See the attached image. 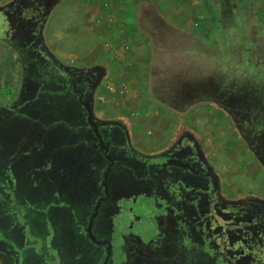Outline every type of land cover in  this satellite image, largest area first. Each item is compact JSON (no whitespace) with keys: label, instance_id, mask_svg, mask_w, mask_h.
Returning <instances> with one entry per match:
<instances>
[{"label":"flooded vegetation","instance_id":"af4514ba","mask_svg":"<svg viewBox=\"0 0 264 264\" xmlns=\"http://www.w3.org/2000/svg\"><path fill=\"white\" fill-rule=\"evenodd\" d=\"M53 7V0H17L4 13L11 27L8 43L21 60L22 82L12 96L30 103L45 88L42 112L67 114L61 142L35 169L50 173L55 195L70 200L53 204L63 221L72 217L62 262L264 264V100L249 108L232 94L209 98L193 90L154 89L159 108L170 114L168 126L161 124L167 136L159 140L155 131L134 126V114L99 118L94 95L106 73L67 66L47 48L43 31ZM192 42L176 50L178 67L188 59L178 53ZM197 100L215 105L236 126L252 157L243 159L249 186L230 179L197 121L189 120L197 115Z\"/></svg>","mask_w":264,"mask_h":264},{"label":"rangeland","instance_id":"374dc122","mask_svg":"<svg viewBox=\"0 0 264 264\" xmlns=\"http://www.w3.org/2000/svg\"><path fill=\"white\" fill-rule=\"evenodd\" d=\"M169 1L172 9L182 11L188 17L185 18L188 23L184 25L186 29L192 24L191 29L197 26L195 28L200 39L187 44L186 50L178 53L181 58H188L180 67L177 66L180 64L179 56L174 50L178 39L174 36L177 34L171 33L172 37L169 34L172 39L168 41L154 42L155 45L149 43L151 53L154 49L158 56L165 53L171 55L170 60L165 59L162 64L156 58L155 68L159 74L152 79L151 61L148 57L136 56L140 51L136 52L133 48L135 45L141 46L142 42L144 45V40H149V37L134 35V42L131 37L125 40L124 35L113 33L112 27L98 35L84 33L86 25L96 24L99 12L97 3L92 0H61L60 6L50 16L44 38L46 45L60 60L80 68L103 66L108 71L104 86L94 95L96 116L113 120L119 117L121 111L134 110L138 102H142L148 112H153L159 105L154 99L153 90L166 88L173 92L193 90L196 97L232 94L233 98L241 100L249 108L262 104L264 0H208L212 8H217L218 16L216 10L210 11L204 0ZM151 2L157 4L158 0ZM3 16L0 13V38L8 29ZM165 18L173 21L170 17ZM175 56L178 58L174 59ZM119 63L124 66L123 70ZM20 74V61L16 52L0 42V165L6 168L0 169V176L6 175L0 180V264H65L61 258L66 255L70 237L64 235L68 233V226L72 224L69 219L72 217L66 218L67 223L63 221L56 215L57 208L53 204H67L70 200L67 194L55 195V188H50L51 182L46 176L50 173L45 170L37 173L30 166L45 163L49 152L52 153L61 142L60 132L64 129L62 124L67 114L63 111L42 112L44 98L41 96L47 94L45 88L38 92V96L31 98L30 103L29 98L18 100L13 97L12 93L20 86ZM53 102L57 103L56 100ZM196 102L198 105L194 112L197 115L189 120L197 121L205 142L218 155V164L226 166V172H230V179L245 187L249 186L252 179L245 177L248 171L244 168L243 159L250 160L251 156L236 126L215 105L200 100ZM34 105L40 113H35V108H32ZM55 109L59 110L56 105ZM133 113L136 115L135 111ZM257 114L261 115V112H255V116ZM9 117L20 119L17 127L11 126ZM258 118L253 120L259 121ZM49 122H55V128ZM245 128L248 129V126ZM160 133L158 131L157 134ZM164 135L167 136L166 133ZM13 150L16 156L21 157L7 160ZM27 160L35 162L27 165ZM51 174L54 177L58 175L57 168ZM56 182L58 184L60 179ZM257 192L260 193L261 189ZM75 201L76 196L71 199V202ZM67 213L70 214V211L66 210ZM79 239L71 237L74 244ZM68 264L74 263L69 261Z\"/></svg>","mask_w":264,"mask_h":264},{"label":"crops","instance_id":"0c3cea01","mask_svg":"<svg viewBox=\"0 0 264 264\" xmlns=\"http://www.w3.org/2000/svg\"><path fill=\"white\" fill-rule=\"evenodd\" d=\"M17 0H3L0 4V13L3 14L5 21L7 22L6 19V15L4 13V11L6 9H8L9 7H11L12 5H14L16 3ZM93 3H97L96 5L99 6V12L96 15V24L95 26L92 25H86L85 28L83 26L84 29L82 30V32L84 31V33H86L87 35H89V33H95L96 35H98L99 33L102 34V31L105 32L106 30H109L112 27V32L113 33H119L125 36V40H127L128 38L130 39V37L132 38L134 35L136 37H149L147 40H144V45L142 42L141 46L135 45L133 46V48L135 49V51H140V53H137L136 56L141 55L142 57H148L149 60L151 61V79L154 78L156 75L159 74V72H157L155 65H156V58L157 60L162 61L165 59L170 60L171 55H165V54H160V56H158L156 54V52H154L152 49V53L151 50H149V43H153L155 45L154 42H162V40L168 41V39H172L169 38V34L173 33V34H177L176 38H178L177 41L175 42V47L174 50H177L178 47L181 46L182 42L195 38V40L198 38V31L195 27H197L196 25L193 26V29H191V25L188 29H186L184 27V25L188 24L187 21L185 20V18H188L187 16L184 15V13H182V11L179 10H174L171 8V1L169 0H158L157 4H153L151 2V0H147V1H140V0H92ZM54 3V7L52 8V12L49 15H52V13L56 10L57 7L60 6L61 4V0H53ZM176 1H175V5H176ZM165 17H170L173 21H168ZM196 17V15H195ZM48 18V20H49ZM198 19V17L196 18V20ZM195 20V21H196ZM48 23V22H47ZM8 24V22H7ZM198 24V23H197ZM47 26V24H46ZM80 28V26H78ZM78 28V33H80V29ZM195 29V30H194ZM45 30L46 27L43 31V34H45ZM11 31V27L10 25H8V29L6 31V33H10ZM6 33L4 32V36H2V38H0V42L3 43V45H8L10 49L14 50L11 45L8 43V37L6 36ZM118 34V35H119ZM139 35V36H137ZM168 35V36H167ZM44 37V35H43ZM132 38L133 42L134 39L136 38ZM167 37V38H166ZM172 37V34H171ZM45 39V38H44ZM148 41V43H147ZM127 43L129 44L130 41H127ZM46 44V42H45ZM115 44V42L113 43ZM145 44H147L145 47ZM47 48L50 50V48L48 47V45H46ZM20 47V46H19ZM51 51V50H50ZM16 52V51H15ZM58 59V55H56V53H54L53 51H51ZM17 54V52H16ZM17 57L20 61V67H21V60L17 54ZM178 58L177 56L174 57V59ZM60 60V59H59ZM62 62H64L63 60H61ZM65 63V62H64ZM67 66H72V65H68ZM120 69L123 70L124 66L122 64H118ZM72 67H76V66H72ZM96 67H100L103 69V71H105L106 73V77L108 76V71L103 67V66H93L89 69L92 68H96ZM82 68V67H81ZM22 76L20 74V85H21V80ZM104 86V85H103ZM20 87V86H19ZM102 88V87H101ZM19 89V88H18ZM17 90V89H16ZM4 91H7L6 89ZM17 98V97H16ZM19 99H25V98H17ZM17 100V101H18ZM16 101V102H17ZM16 102L14 103V105L16 104ZM13 106H11V109H13ZM135 105H138V107H135L134 110L129 111V112H124L121 111L119 112L121 114H126V115H132L134 114L133 112L135 111L136 115H133L134 117H132L134 120V122L136 124H134L135 127H138V130H143V131H155L154 129H156V140L161 139L160 137H164L163 133L157 134L158 131L162 132L163 127L161 126V124H165L166 126H168L169 123V116L170 114L168 113V111L162 110L159 108V105H157V108L154 110L153 112L151 110V112L147 111L143 105L142 102H138L135 103ZM151 107V106H150ZM148 107V108H150ZM152 108V107H151ZM160 113V114H158ZM153 114V115H151ZM152 126V128H148V126ZM160 135V137H158Z\"/></svg>","mask_w":264,"mask_h":264},{"label":"trees","instance_id":"16d2710c","mask_svg":"<svg viewBox=\"0 0 264 264\" xmlns=\"http://www.w3.org/2000/svg\"><path fill=\"white\" fill-rule=\"evenodd\" d=\"M205 2H206V4H207V6L209 7V9H210V11H212V10H216V14H217V16H218V11H217V8H212V6H211V4H210V2L208 1V0H204ZM216 19H217V17H215ZM0 114H1V112H0ZM9 119H11V121H12V125L11 126H16L17 127V125H18V123H19V120L20 119H14V117L13 118H11V117H9ZM11 154L12 155H10L8 158H7V160H11V159H19L20 157H21V155H15L14 154V150L13 151H11ZM31 158V156H30V153H29V159ZM27 162H28V164L27 165H30V163H32V162H35L34 160H31L30 162L27 160ZM5 163H3V165H4ZM30 167H32V171L33 170H35L36 169V167H37V169H38V166L36 165V166H34V165H32V166H30ZM0 169L1 170H4V169H6L5 167L3 168V166H1L0 165ZM27 171H28V166H27ZM0 172H2V171H0ZM1 177H6V175L4 176H0V180H1Z\"/></svg>","mask_w":264,"mask_h":264},{"label":"water","instance_id":"95a60500","mask_svg":"<svg viewBox=\"0 0 264 264\" xmlns=\"http://www.w3.org/2000/svg\"><path fill=\"white\" fill-rule=\"evenodd\" d=\"M91 116V115H90Z\"/></svg>","mask_w":264,"mask_h":264}]
</instances>
